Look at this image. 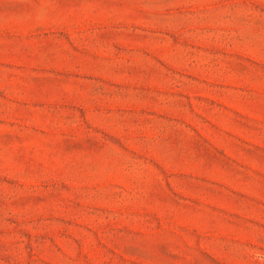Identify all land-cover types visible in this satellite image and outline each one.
Returning <instances> with one entry per match:
<instances>
[{"label":"rangeland","instance_id":"rangeland-1","mask_svg":"<svg viewBox=\"0 0 264 264\" xmlns=\"http://www.w3.org/2000/svg\"><path fill=\"white\" fill-rule=\"evenodd\" d=\"M0 264H264V0H0Z\"/></svg>","mask_w":264,"mask_h":264},{"label":"crops","instance_id":"crops-1","mask_svg":"<svg viewBox=\"0 0 264 264\" xmlns=\"http://www.w3.org/2000/svg\"><path fill=\"white\" fill-rule=\"evenodd\" d=\"M47 3H48V2H47ZM51 7H54V5H51ZM44 10L47 11V12H51V9H50L49 6H45V7H44ZM39 12H40V10H37V15H38V16H39Z\"/></svg>","mask_w":264,"mask_h":264}]
</instances>
